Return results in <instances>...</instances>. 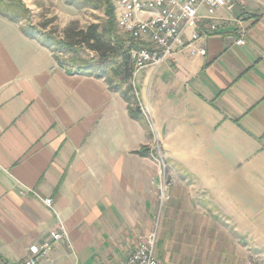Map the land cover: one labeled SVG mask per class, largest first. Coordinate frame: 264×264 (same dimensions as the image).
<instances>
[{
  "label": "crops",
  "instance_id": "crops-1",
  "mask_svg": "<svg viewBox=\"0 0 264 264\" xmlns=\"http://www.w3.org/2000/svg\"><path fill=\"white\" fill-rule=\"evenodd\" d=\"M216 20L206 55L183 47L134 74L144 124L0 12V258L22 264L62 224L69 240L40 264H72V249L123 264L155 232L159 166L140 152L155 149L176 181L159 221L186 247L176 264H198L201 240L264 259V0L223 4Z\"/></svg>",
  "mask_w": 264,
  "mask_h": 264
},
{
  "label": "built area",
  "instance_id": "built-area-1",
  "mask_svg": "<svg viewBox=\"0 0 264 264\" xmlns=\"http://www.w3.org/2000/svg\"><path fill=\"white\" fill-rule=\"evenodd\" d=\"M233 0H118L117 25L133 41L130 50L134 74L171 59L180 48L192 56H204L207 49L200 41L219 30L217 9ZM239 39L237 44H242ZM159 191L162 201L169 199L173 179L166 174L168 164L160 153ZM175 181V180H174ZM51 205L52 199H45ZM69 240L68 231L60 226L51 232V240L32 245L22 264H40L52 249L53 241ZM156 232L141 241L123 264H161L156 254ZM0 264H15L0 258Z\"/></svg>",
  "mask_w": 264,
  "mask_h": 264
},
{
  "label": "rangeland",
  "instance_id": "rangeland-1",
  "mask_svg": "<svg viewBox=\"0 0 264 264\" xmlns=\"http://www.w3.org/2000/svg\"><path fill=\"white\" fill-rule=\"evenodd\" d=\"M25 3V7L12 2L11 0H0V11L6 13L7 15L17 18L21 27L25 30L34 33L40 40H45L47 37L54 38H64L67 36L66 32L69 31H79L81 29H87L91 24H96L99 31H106V25L108 21V16L105 12V8L100 6L98 8H93L89 6L79 7L76 5H71L65 3L63 0H22ZM112 9L115 13V32L112 38V43H116L115 39L119 38L123 41L125 46H133L132 39L117 25V15L119 4L118 0H112ZM78 44L72 52H67V49L56 51V57L65 63L74 66H86L89 69H97L99 65V54L92 51L88 46L79 43V40H75ZM53 47L56 46L54 41H50ZM117 49V48H116ZM119 61V59H118ZM134 85V76L130 80ZM162 154L161 150L151 149L149 151V157L152 158L155 163L159 166L158 157ZM164 157V155L162 154ZM165 161L167 159L164 157ZM168 164V162H167ZM166 174L169 178L173 179L172 185L169 186L168 193L172 187L176 185L174 181V175L170 172L169 167L166 170ZM160 177L159 175L156 181V186L158 188ZM159 191V188H158ZM160 195V191H159ZM170 195V193H169ZM171 195L169 199L164 201L159 198V210L157 213V221L154 227L156 232L157 242H156V254L161 264H176L178 260L182 257L185 260L183 245H178L177 241H174L175 236L172 235L170 230V223L167 222L163 226V231L159 229V221L161 216L165 211V207L170 203ZM214 209H212V216L217 221L218 214H213ZM232 232V231H231ZM184 238V236H183ZM249 248V247H248ZM191 249V248H189ZM240 246H206L201 240V244L194 247V255L199 256L198 264H264V259L262 255L253 251L248 257L247 261L242 260L240 255ZM75 249L69 250L71 256L67 259L72 262V264H111L105 261H100L95 256H91L88 252L75 253ZM233 251L234 255H223L228 252ZM90 254V255H89ZM193 255V256H194ZM186 257V256H185ZM212 257L226 258L229 257L230 261H214L209 263L206 259ZM197 258V259H198Z\"/></svg>",
  "mask_w": 264,
  "mask_h": 264
},
{
  "label": "trees",
  "instance_id": "trees-1",
  "mask_svg": "<svg viewBox=\"0 0 264 264\" xmlns=\"http://www.w3.org/2000/svg\"><path fill=\"white\" fill-rule=\"evenodd\" d=\"M22 7L25 3L22 0H11ZM67 4L76 5L79 7L98 8L103 6L108 16L106 31H99L96 24H91L87 29L79 31L66 32L64 38L47 37L45 40H40L37 35L25 30L23 31L30 37L37 39L42 45L48 47L54 54L56 51L67 49V52H72L77 46L76 39L79 43L88 46L89 49L99 54V65L97 69H89L86 66L79 67V72L85 75H96L99 78H104L110 90L118 92L128 103L130 116L142 123H146V117L140 105L137 90L130 82L134 76V66L130 55L132 46H125L119 38L115 39L116 43H112V38L115 32V13L112 9V0H63ZM1 12V11H0ZM3 13V12H1ZM11 20L19 22L17 18L11 17L6 13ZM54 41L56 46L50 44ZM117 48V49H116ZM119 59V61H118ZM142 154L148 155L149 150L140 151Z\"/></svg>",
  "mask_w": 264,
  "mask_h": 264
}]
</instances>
